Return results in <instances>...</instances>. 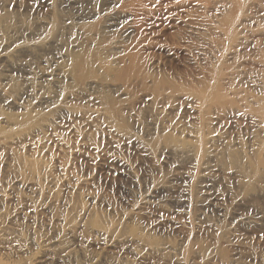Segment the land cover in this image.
I'll list each match as a JSON object with an SVG mask.
<instances>
[{"label": "rangeland", "instance_id": "obj_1", "mask_svg": "<svg viewBox=\"0 0 264 264\" xmlns=\"http://www.w3.org/2000/svg\"><path fill=\"white\" fill-rule=\"evenodd\" d=\"M172 1L0 0V67L19 78L12 94L32 113L0 122V243L24 247L13 257L31 264H264V173L251 169L256 156L264 161V126L249 116L264 97V0H245L242 39L231 50L206 41L193 17L170 27L164 14L176 10L166 6ZM56 19L67 57L47 47ZM93 26L98 36L82 34ZM122 45L140 46L142 86L119 82L128 61ZM79 52L103 85L88 90L63 80L54 94L47 78ZM216 61L215 85L225 97L200 108L198 82ZM25 82L51 87L52 111L31 110ZM170 86L181 91H164ZM199 141L210 159L187 153ZM18 157L45 162L52 178L40 182L51 201L19 183ZM36 205L49 209L38 220L28 213Z\"/></svg>", "mask_w": 264, "mask_h": 264}, {"label": "bare ground", "instance_id": "obj_2", "mask_svg": "<svg viewBox=\"0 0 264 264\" xmlns=\"http://www.w3.org/2000/svg\"><path fill=\"white\" fill-rule=\"evenodd\" d=\"M66 1L68 3L74 2V0ZM143 1L144 0H135V4H137L139 7H143ZM147 1L153 6H155L156 2H158V0ZM244 5L245 0H173L166 6H169V8L175 7L176 10H173L171 12L168 11L164 14V16L166 17V21H169V24L171 25H169L170 27H175L182 22H186L190 17H193V19H195L192 22L193 25L199 26L201 28V30L203 31L202 36L206 41L216 46H229L231 50L232 46L242 39L240 30L242 29L243 25L238 24V18ZM209 11L215 12L212 19L207 17V13ZM197 12H203V15L196 16ZM128 13V10H121L122 15H128ZM195 17H198V19H196ZM84 20L85 18L82 17L81 22H84ZM0 23L2 22L0 21ZM92 28L93 29L89 32L83 31L82 34L86 36L88 35L89 38H92V35L95 32L94 34L98 36L99 32L96 31L97 27L93 26ZM59 32L60 21L59 19H56L51 24V43L48 42L47 47L51 45L55 49L59 50L61 56L67 57L66 53L62 50L61 35ZM139 47V45H132L129 47L124 45L121 46L126 54L125 58L126 60H128L125 62V68L119 72V82H121L123 85L130 83L131 85L142 86L146 81L143 75L145 74L144 70L147 68V65H145V61H143L141 56L136 54ZM23 49L28 52H32V48L24 47ZM20 51L21 48L15 49L16 53H19ZM4 56L5 55L2 52V44L0 43V60ZM220 72V62L216 61L214 66H212L211 69H208L205 79L198 82L196 97L201 103L200 108H208L213 100L225 97L222 96L219 87L215 85L221 78ZM96 73L97 71H95L92 62L89 60L87 55L84 52H79L74 57H71V59L68 60L66 66H59L52 72V74L49 75L47 79L48 82L52 84V88L44 84L25 82L23 92L30 102L31 110L37 113L35 110L38 109V106H49L48 101H51L52 97L45 91L51 88L52 92L54 94H57L55 90L61 89L63 80H72L75 82H79L88 90H95L96 87L102 86L104 80L101 77H98ZM0 75L3 76V78L0 80V107L4 109V111L9 113L8 115L4 113L0 114V122L7 123L9 120L22 121L23 119H25V117L31 115L32 113H27L28 106L25 107L23 100L16 98L12 94L11 88L20 80H17L19 78L9 66H1ZM117 85L120 84L118 83ZM123 87L124 86L119 88L121 92L123 90ZM164 91H168V93L170 92V94H177L179 91H181V89L179 90L173 86H170ZM162 93H160L159 96ZM49 111H52L50 106L47 107V112ZM249 111V116L252 119L253 123L258 125L259 127H263L264 97L262 99L254 101L253 107ZM9 115H11V117H8ZM2 145L5 148L10 147L9 142H3ZM187 153L189 155L193 154V156L197 160L205 158L210 159L209 152L205 151V145L202 141H199L196 145H193V150L188 149ZM253 162L254 163L251 169L257 173L262 171L263 174L264 161L259 156H256ZM14 168L19 174V183L23 187L32 185V188H30L28 191L33 190V193H36V195L40 198H46L51 201L48 191L45 190L42 182H40L41 179L48 180L52 178L51 173L49 172V168L48 166H46L45 162L36 161L34 159L26 160L18 157L14 158ZM63 168L64 171L67 170L66 165H64ZM81 185L82 182L77 181L74 189L77 190ZM5 199V195H3V193H1L0 191L1 202H5ZM44 208L45 205L30 206L28 213L34 215L38 220L42 216L43 212H49V209L45 210ZM15 213L20 214L18 210L15 211ZM0 250H4V253L1 254L0 252V264H31L21 257L12 256V254H16L24 250V247L21 246L17 241L9 242L8 246H3L0 243ZM117 263L118 262H116V264Z\"/></svg>", "mask_w": 264, "mask_h": 264}]
</instances>
